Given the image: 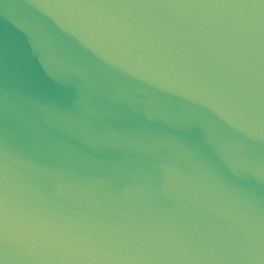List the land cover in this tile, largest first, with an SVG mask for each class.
<instances>
[{
    "label": "water",
    "instance_id": "1",
    "mask_svg": "<svg viewBox=\"0 0 264 264\" xmlns=\"http://www.w3.org/2000/svg\"><path fill=\"white\" fill-rule=\"evenodd\" d=\"M0 264H264V0H0Z\"/></svg>",
    "mask_w": 264,
    "mask_h": 264
}]
</instances>
